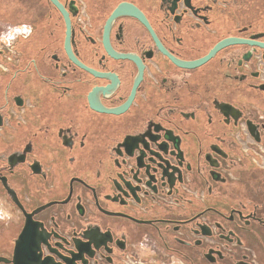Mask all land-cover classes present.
<instances>
[{"label":"flooded vegetation","instance_id":"obj_1","mask_svg":"<svg viewBox=\"0 0 264 264\" xmlns=\"http://www.w3.org/2000/svg\"><path fill=\"white\" fill-rule=\"evenodd\" d=\"M59 1L0 0V264H264V0Z\"/></svg>","mask_w":264,"mask_h":264},{"label":"water","instance_id":"obj_2","mask_svg":"<svg viewBox=\"0 0 264 264\" xmlns=\"http://www.w3.org/2000/svg\"><path fill=\"white\" fill-rule=\"evenodd\" d=\"M57 8H59L63 14L65 15L66 21H67V39H66V45L68 50L70 51V45H69V41H70V37H71V21L68 15V12L65 10L64 6L62 5V3L59 0H50ZM130 12L132 14H137L136 11H133V7L130 6V4H126V3H122L120 4L114 11L113 16L117 15V14H121L123 12ZM232 40H225L224 42H221L219 44H217L211 51L209 54H207L205 57L196 59V60H191V61H185V67L187 68H195V67H199L201 65H203L204 63L208 62L214 55L215 53L218 51V49L223 46L226 45L228 43H230ZM0 261H5V262H10L9 260H7L6 258H0Z\"/></svg>","mask_w":264,"mask_h":264}]
</instances>
